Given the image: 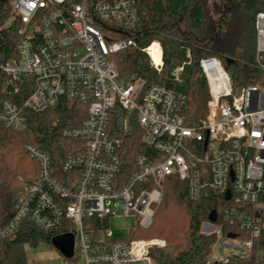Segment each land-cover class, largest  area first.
<instances>
[{"label":"built area","instance_id":"obj_1","mask_svg":"<svg viewBox=\"0 0 264 264\" xmlns=\"http://www.w3.org/2000/svg\"><path fill=\"white\" fill-rule=\"evenodd\" d=\"M10 4L21 20V39L18 59L0 65L3 90L16 96L23 86L30 94L20 104L4 101L2 125L24 131L25 111L51 110L63 99L80 102L87 115L80 126L64 130L65 138L79 142L60 165L47 152L26 147L38 163V176L19 193L12 219L0 228V240L29 222L59 237L72 236L76 264H159L151 252L164 249L166 241L116 239L110 218L133 216L138 227L149 229L163 200L165 179L177 175L188 182L191 201L205 189L227 201L223 221L250 235L248 240L235 239L241 246L232 249L236 256L249 258L264 230V13L256 17L260 82L235 91L219 59L202 60L209 113L189 126L182 116L184 95L161 86L145 89L137 76L120 77L115 57L136 46L130 32L140 20L137 0ZM143 52L160 73L161 44L155 41ZM182 71L175 70L176 80ZM136 129L152 151L138 156L135 171L119 179L124 140ZM206 226L208 234L221 235L216 224Z\"/></svg>","mask_w":264,"mask_h":264},{"label":"trees","instance_id":"obj_2","mask_svg":"<svg viewBox=\"0 0 264 264\" xmlns=\"http://www.w3.org/2000/svg\"><path fill=\"white\" fill-rule=\"evenodd\" d=\"M211 1L137 0L140 20L130 32V36L136 38V46L115 57L120 77L137 76L145 81V89L161 86L184 95L187 105L182 116L189 126L209 113L210 94L200 68L202 60L219 59L231 76L235 91L260 82L255 67L256 17L264 13V0H228V8L220 19L214 17ZM20 27V17L13 11L10 0H0V65L18 59ZM155 41L163 49L160 73L154 70L143 52ZM188 52L190 57H187ZM178 67H183V71L176 80L174 73ZM3 80L4 74L0 70V113L5 100L20 104L30 94L22 86L20 95H6ZM25 115L28 127L24 131L15 132L0 122V228L12 219L17 197L26 183L38 176V163L26 147L32 145L47 152L55 165H60L65 157L75 153L79 142L65 138L63 132L80 126L87 110L78 101L63 99L57 108L39 113L25 111ZM151 151L142 143L138 129L126 137L120 154L119 179L132 174L136 158L147 156ZM188 190L187 181L177 175L167 177L163 201L149 232L143 236L133 232L128 236V240L166 239L164 249L151 252L159 264H208L218 240L215 234H203L202 226L211 222L214 212L215 224L223 235L239 240L250 238L248 232L223 221L222 211L228 205L223 197L205 189L197 201H191ZM177 206L184 207L188 219L182 238L172 210ZM262 219L264 221V212ZM56 238H59L57 233L45 232L24 222L12 236L0 240V264H28L26 248L49 245L57 250L53 242ZM218 264H264V230L255 240L249 258L232 255Z\"/></svg>","mask_w":264,"mask_h":264},{"label":"rangeland","instance_id":"obj_3","mask_svg":"<svg viewBox=\"0 0 264 264\" xmlns=\"http://www.w3.org/2000/svg\"><path fill=\"white\" fill-rule=\"evenodd\" d=\"M210 8H211V11L214 17H216V19H220L221 15H225L224 12L228 8V0H212L210 2ZM22 180L24 179H21V181ZM172 210L175 214V218H177L176 223L178 225V228H180V232H181L180 237L182 238L183 235L186 233L185 228H186L187 220H188L186 210L182 206H179V207L177 206L173 208ZM206 224L208 223L206 222L202 226V233L205 235H210L207 232L208 226H206ZM109 229L113 232L114 237L116 239H128L129 232L131 230H133L134 232H138L140 236L146 235L149 232L148 229L138 227L137 220L135 217L124 216V215L119 216V217L110 218ZM216 236H217L218 242L213 248L208 264H218L219 262L223 261L227 256L238 254V252L232 248H240L241 246V243L238 241H235V238L229 239L227 236L223 235L222 231H221L220 236H218L217 234ZM43 246L45 245H40L38 249H40ZM35 249L36 248L34 249H31L29 247L26 248L28 254L35 251ZM242 255L245 256L247 255V253L245 254L242 253ZM67 264H76V263L73 259H67Z\"/></svg>","mask_w":264,"mask_h":264},{"label":"crops","instance_id":"obj_4","mask_svg":"<svg viewBox=\"0 0 264 264\" xmlns=\"http://www.w3.org/2000/svg\"><path fill=\"white\" fill-rule=\"evenodd\" d=\"M28 264H67V259L61 252L45 245L27 253Z\"/></svg>","mask_w":264,"mask_h":264},{"label":"water","instance_id":"obj_5","mask_svg":"<svg viewBox=\"0 0 264 264\" xmlns=\"http://www.w3.org/2000/svg\"><path fill=\"white\" fill-rule=\"evenodd\" d=\"M230 192L227 193V198H229ZM216 213L214 212L211 216V222L212 224H215L217 218H216ZM54 245L56 249L61 252L66 258H72L73 256V242L74 239L72 236L67 235V236H62L59 238H56L54 241Z\"/></svg>","mask_w":264,"mask_h":264}]
</instances>
